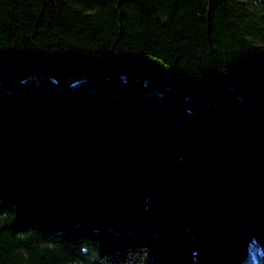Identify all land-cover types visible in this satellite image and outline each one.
Segmentation results:
<instances>
[{"label": "trees", "instance_id": "1", "mask_svg": "<svg viewBox=\"0 0 264 264\" xmlns=\"http://www.w3.org/2000/svg\"><path fill=\"white\" fill-rule=\"evenodd\" d=\"M250 244L264 0H0V264H241Z\"/></svg>", "mask_w": 264, "mask_h": 264}, {"label": "rangeland", "instance_id": "2", "mask_svg": "<svg viewBox=\"0 0 264 264\" xmlns=\"http://www.w3.org/2000/svg\"><path fill=\"white\" fill-rule=\"evenodd\" d=\"M264 264V255L261 253L260 246L249 245L246 256L241 264Z\"/></svg>", "mask_w": 264, "mask_h": 264}]
</instances>
